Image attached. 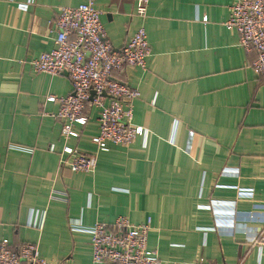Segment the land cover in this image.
<instances>
[{
    "label": "crops",
    "instance_id": "obj_1",
    "mask_svg": "<svg viewBox=\"0 0 264 264\" xmlns=\"http://www.w3.org/2000/svg\"><path fill=\"white\" fill-rule=\"evenodd\" d=\"M86 1L0 0V241L90 264L96 222L149 217L160 264H264V73L225 25L236 0H150L144 20L137 0H93L114 49L143 25L151 50L145 68L112 74L138 89L132 122L147 135L106 151L91 102L78 136H62L47 96L69 94V77L28 62L53 48L59 9ZM65 145L95 170L61 164Z\"/></svg>",
    "mask_w": 264,
    "mask_h": 264
},
{
    "label": "built area",
    "instance_id": "obj_2",
    "mask_svg": "<svg viewBox=\"0 0 264 264\" xmlns=\"http://www.w3.org/2000/svg\"><path fill=\"white\" fill-rule=\"evenodd\" d=\"M149 1L137 0L135 14L142 20L147 16ZM53 23V48L28 62L35 72L68 74L71 92L63 97L47 96V100L59 102L55 117L62 121V136H78L73 125L86 122L85 107L91 102L99 109L98 131L91 139L98 150L106 151L110 144H130L138 136L145 138L147 129L132 122L138 89L112 77L125 66L145 68L151 50L144 26L140 25L122 47L114 49L105 37L100 11L93 0L61 7ZM225 25L236 30L240 46L257 52L252 68L258 74L264 73V0L232 2ZM91 92L94 95L90 100ZM60 163L75 172H92L97 160L95 155L65 145L60 152ZM249 192L238 189V194ZM150 227L149 217L138 223L124 216L110 223L96 222L91 230L90 264H160L157 252L147 246ZM202 263L200 258L196 264ZM0 264L50 263L33 243L13 247L2 240ZM59 264L72 263L64 260Z\"/></svg>",
    "mask_w": 264,
    "mask_h": 264
},
{
    "label": "water",
    "instance_id": "obj_3",
    "mask_svg": "<svg viewBox=\"0 0 264 264\" xmlns=\"http://www.w3.org/2000/svg\"><path fill=\"white\" fill-rule=\"evenodd\" d=\"M63 73L66 74V75H68L66 71H64ZM93 95H94V92H91L90 100L92 99Z\"/></svg>",
    "mask_w": 264,
    "mask_h": 264
}]
</instances>
